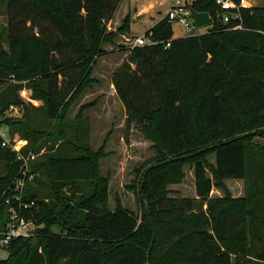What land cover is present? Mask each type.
I'll return each instance as SVG.
<instances>
[{"label": "trees", "instance_id": "obj_1", "mask_svg": "<svg viewBox=\"0 0 264 264\" xmlns=\"http://www.w3.org/2000/svg\"><path fill=\"white\" fill-rule=\"evenodd\" d=\"M1 1L7 49L0 51V83L34 79L46 118L56 121L40 122L30 105L20 119L4 117L7 104L18 100L14 93L0 97V125L10 143L27 139L21 154H36L23 192L33 201L24 215L35 234L2 246L7 256L0 264H232V255L245 257L243 264H264V145L252 141L264 137V7L232 0L237 16L224 24L212 0H194L190 6L213 19L205 32L172 37L162 17L144 32L161 42L128 47L112 72L125 126L133 124L154 150L135 169L136 213L119 200L108 205L104 143L94 150L87 123L63 120L91 82L103 45L130 29L127 12L108 29L122 0ZM1 142L0 136V229L5 199L22 170V160ZM153 163L162 164L147 170ZM184 165L193 168L196 196H170L168 186L184 179ZM228 178L244 179L243 196L231 195ZM212 187L223 195L210 196Z\"/></svg>", "mask_w": 264, "mask_h": 264}, {"label": "rangeland", "instance_id": "obj_2", "mask_svg": "<svg viewBox=\"0 0 264 264\" xmlns=\"http://www.w3.org/2000/svg\"><path fill=\"white\" fill-rule=\"evenodd\" d=\"M243 6L264 7V0H242ZM167 7V0H122L114 13L108 29H115L122 17L129 13V30L119 33L112 43L104 44L105 53L97 56L90 74L91 82H88L82 89L80 95L65 109L63 120L78 122L82 126L88 124V142L96 150L104 143L106 155L102 158V174L109 180L110 208L115 207L117 200L123 206L138 213L139 202V177L135 169L145 165L154 155L151 142L147 140L139 130L131 124L125 126V110L115 94L111 83L112 72L123 62L127 49L131 46L134 37L144 33L151 27ZM136 15V17H134ZM118 23V24H117ZM208 26L197 28V32H205ZM34 31H37L36 28ZM175 37L182 36L179 28L174 26ZM228 33L224 32L223 37L227 38ZM0 45L7 49L6 44V14L5 4L0 0ZM3 71V70H2ZM61 79V77H59ZM34 79L21 80L20 86L0 83V97L6 98L15 94L18 103H13L14 109L9 105L2 111V116L20 119L25 111L24 105L37 108L33 110L34 116L40 122L54 123L55 119L46 118L44 100L37 96L36 88L32 86ZM22 91V94H21ZM2 117L0 116V119ZM1 130L6 134L7 127L0 125ZM260 129L264 130V127ZM20 137H17L18 139ZM15 139V140H16ZM28 140L20 138L17 145H22ZM252 141L264 145V137L255 136ZM46 152V146L39 150L40 154ZM210 162L214 161L213 154H209ZM3 165L0 163V177H3ZM190 165H184L185 178L180 184L169 185L170 196H193L192 184L189 176ZM138 183V186H137ZM242 181L228 182V186L234 195L242 193ZM132 186V187H131ZM223 193L220 188L213 189L211 193L217 195ZM56 228V227H55ZM257 249L258 243H255ZM256 248H253V250ZM7 256V250L0 247V258ZM245 257L232 255V264H243ZM241 260V261H240ZM240 261V262H239ZM259 264L262 261L259 260Z\"/></svg>", "mask_w": 264, "mask_h": 264}, {"label": "built area", "instance_id": "obj_3", "mask_svg": "<svg viewBox=\"0 0 264 264\" xmlns=\"http://www.w3.org/2000/svg\"><path fill=\"white\" fill-rule=\"evenodd\" d=\"M194 0H167V7L162 17H166L170 23L174 35V26L179 28L182 36L199 34L197 26L194 25L193 20L189 17V7ZM213 4L217 7L215 17L222 23L229 22L230 19L235 18L237 15L233 13L232 9H236L238 4L232 0H212ZM240 0V5H242ZM161 17V18H162ZM212 18V17H211ZM213 22V19H212ZM232 28H240V25H235ZM161 41L153 39L150 35L142 33L134 37L131 46L155 45ZM170 39L165 41L164 47L169 46ZM13 82H19L11 79ZM21 82V81H20ZM22 94V91H21ZM10 109H14L13 104L9 105ZM0 136L2 138L1 146L9 147L15 153L16 160H22L21 176L16 178L11 193L6 197L5 204L7 210V220L2 229H0V247L7 245L12 239L17 237H29L35 234L34 223L31 219L24 215V211L33 205V201L24 200V185L33 177L30 170L29 160L33 159L36 154L29 153L24 156L21 154L22 145H17L16 139L10 143L8 134L4 133L0 128Z\"/></svg>", "mask_w": 264, "mask_h": 264}, {"label": "water", "instance_id": "obj_4", "mask_svg": "<svg viewBox=\"0 0 264 264\" xmlns=\"http://www.w3.org/2000/svg\"><path fill=\"white\" fill-rule=\"evenodd\" d=\"M189 17L193 20V23L195 26L197 27H202V26H208L210 27L212 24V18L209 15V13L207 11H197L196 9H194L192 6L189 7ZM2 50V47L0 45V51ZM227 142V141H225ZM214 145L208 146L203 148L202 150H205L207 148L213 147ZM183 157V156H182ZM162 163H153L148 165L147 170L152 168V167H156L159 166ZM144 178H145V174L142 176L141 178V183L140 185L143 184L144 182ZM143 197V194H142ZM148 257V254H147Z\"/></svg>", "mask_w": 264, "mask_h": 264}, {"label": "crops", "instance_id": "obj_5", "mask_svg": "<svg viewBox=\"0 0 264 264\" xmlns=\"http://www.w3.org/2000/svg\"><path fill=\"white\" fill-rule=\"evenodd\" d=\"M165 13V12H164ZM163 13V14H164ZM163 14H162V16H163ZM161 16V17H162ZM134 17H136V15H134ZM160 17V18H161ZM159 18V19H160ZM158 21V20H157ZM102 160V159H101ZM102 162L100 161V164H101ZM189 168H190V171H189V176H190V180H192V181H190L191 182V184H192V187H193V189H192V192H191V195L193 194V196H191V197H195L196 196V194H195V186H194V175H193V168L191 167V166H188ZM101 171H102V164H101ZM104 175V174H103ZM184 178H185V176H184ZM235 181V182H237V181H242V183H243V185H242V188H243V190H242V193L241 194H238V195H234L233 193H232V191L230 190V188H229V186H228V182H231V181ZM183 181V180H182ZM181 181V182H182ZM180 182V183H181ZM180 183H177V184H180ZM224 183H225V185H226V187H227V189L229 190V192L231 193V195L233 196V197H241V196H243L244 195V179H234V178H228V179H224ZM171 185H174V184H171ZM168 188H170L169 186H168ZM213 189H217L216 187H212V189H211V191L213 190ZM211 191H210V196H221V195H223V193H220L219 192V194H217V195H213L212 193H211Z\"/></svg>", "mask_w": 264, "mask_h": 264}]
</instances>
